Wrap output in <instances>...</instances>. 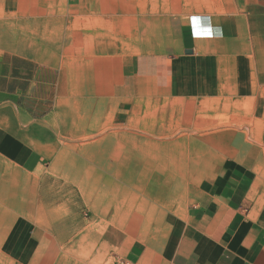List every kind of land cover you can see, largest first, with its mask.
Segmentation results:
<instances>
[{"label": "crops", "instance_id": "0c3cea01", "mask_svg": "<svg viewBox=\"0 0 264 264\" xmlns=\"http://www.w3.org/2000/svg\"><path fill=\"white\" fill-rule=\"evenodd\" d=\"M5 6L6 0H0V20L6 14ZM177 11L173 16L175 42L134 59L128 97L137 102L188 105L262 98L264 0H181ZM77 71L72 75L63 59L48 49L39 50L27 36L8 39L0 25V264H56L63 257L73 260L71 264H87L86 257H72L80 246L81 233L72 237L69 220H56L53 214L55 179L66 172L57 169L68 161L61 154L62 141L54 123L58 106L73 91H83L87 97L91 89H97L85 66ZM112 92L111 97L117 99L118 92ZM131 136L120 132L115 137L131 140ZM174 139L171 144L183 148L185 161L200 156L187 132ZM260 157L259 174L252 165L256 160L246 162L238 156L211 169L207 193L190 209L184 225L168 220L164 213L153 225L152 205L146 198L169 208V203L161 201V189L179 177L173 163L167 167L160 162L152 178L160 188L148 184L137 191L135 199L142 206L143 228L154 227L148 233L142 228L144 232L136 236L125 253L128 262L264 264V149ZM139 160L143 164L140 177H145L144 155ZM119 161L116 169L126 172L127 155ZM56 224L61 230L56 231ZM130 229L119 233H135ZM99 240L93 257L103 253L105 241L103 237ZM168 241L176 244L174 254L162 249Z\"/></svg>", "mask_w": 264, "mask_h": 264}, {"label": "rangeland", "instance_id": "374dc122", "mask_svg": "<svg viewBox=\"0 0 264 264\" xmlns=\"http://www.w3.org/2000/svg\"><path fill=\"white\" fill-rule=\"evenodd\" d=\"M180 1L6 0L0 25L8 39L27 36L39 50L48 49L63 59L72 75L82 65L87 77L96 82L97 89H91L87 97L83 91L71 92L59 104L54 119L62 141L61 154L68 161L57 169L66 172L55 179L53 214L56 220H69L72 237L81 233L80 246L72 257H86L87 264H131L125 253L144 232L142 206L135 200L137 191L148 184L153 189L159 187L152 178L160 162L167 167L173 163L179 177L161 189V201L169 203V208L147 196L153 225L161 213L170 221L186 224L190 209L207 193L211 169L228 158L256 160L254 171H262L264 92L258 100L229 98L192 105L137 102L128 97L127 81L134 59L175 42L173 16ZM116 91L117 99L111 97ZM255 109L258 114H253ZM120 132L132 133V139L116 138ZM184 132L190 134L200 153L188 161L180 152L183 148L171 144ZM124 154L128 162L122 173L116 166ZM143 155L147 170L145 177H140L143 164L139 156ZM134 167L136 173L131 171ZM261 187L264 207V179ZM127 227L135 233L122 236L119 230ZM152 228L143 229L148 233ZM55 229L61 227L56 224ZM101 237L103 253L93 257ZM115 238L119 240L116 243L112 242ZM162 249L174 254L176 244L168 241ZM72 261L63 257L56 264Z\"/></svg>", "mask_w": 264, "mask_h": 264}]
</instances>
